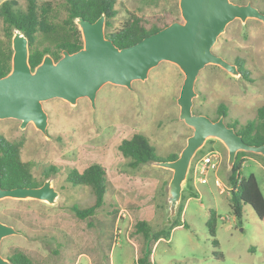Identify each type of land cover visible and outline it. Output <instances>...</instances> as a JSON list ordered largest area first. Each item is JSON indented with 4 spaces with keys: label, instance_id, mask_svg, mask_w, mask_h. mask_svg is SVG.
I'll list each match as a JSON object with an SVG mask.
<instances>
[{
    "label": "rangeland",
    "instance_id": "rangeland-1",
    "mask_svg": "<svg viewBox=\"0 0 264 264\" xmlns=\"http://www.w3.org/2000/svg\"><path fill=\"white\" fill-rule=\"evenodd\" d=\"M5 1L9 0H0V7ZM12 1L25 10V0ZM47 1L57 11L58 21L66 17L61 0ZM231 1L252 3L264 12V0ZM114 9V29L130 13L150 23L182 21L179 0H117ZM0 42L11 45L13 54L12 38L10 42L1 19ZM213 52L240 65L247 78L206 66L195 82L192 112L215 120L219 107L224 106L225 123L237 121L238 127L243 126L264 105V23L234 20L218 37ZM183 81L184 74L176 65L161 62L146 80L133 82L131 90L104 85L97 92L94 108L87 98L74 105L61 99L46 101L42 106L48 116L47 136L32 123L21 129L18 120H0V137L22 142L20 158L31 164L34 180L39 184L50 180L58 193L54 204L0 200V222L21 233L2 239L0 255L9 260L13 252L20 251L34 264H137L143 239L135 225L144 221L152 232L166 233L152 246L153 264H264V224L247 205L240 220L229 209L228 152L219 140L207 139L195 153L174 215L168 202L172 172L152 163L131 169L117 152L123 139L141 134L157 157L179 156L193 133L179 120L177 99ZM210 152L218 155V165L200 176V162ZM245 153L241 177L254 175L264 196V158ZM91 164L104 168L107 193L103 206L92 217L80 220L72 207L85 209L93 204L94 196L89 187H73L67 176L71 170L82 172ZM50 166L58 171L46 177ZM209 209L218 217L217 250L206 227ZM175 221L186 227L172 228ZM214 251L222 258L214 259Z\"/></svg>",
    "mask_w": 264,
    "mask_h": 264
},
{
    "label": "water",
    "instance_id": "water-1",
    "mask_svg": "<svg viewBox=\"0 0 264 264\" xmlns=\"http://www.w3.org/2000/svg\"><path fill=\"white\" fill-rule=\"evenodd\" d=\"M179 9L181 22H172L140 42L121 49L105 36V15L95 22L80 17L75 23L81 32L83 47L72 54L64 51L57 61L47 55L34 69L29 63L28 39L19 30H14L11 71L0 78V120H18L21 129L32 123L47 136L48 116L43 110L44 102L61 99L74 105L77 100L87 98L94 108L97 92L104 85L131 90L133 82L146 80L149 71L161 62L176 65L184 74L177 99L179 120L193 133L176 160L152 162L154 166L172 172L168 202L170 214L174 215L191 161L207 139L219 140L226 147L230 170L238 152L264 158V145L246 144L234 128L227 126L223 116L214 121L192 112L193 99L197 96L195 82L206 66L215 65L231 75L241 76L236 65L213 52L218 37L237 19L264 23V14L250 3L239 5L230 0H179ZM57 197L50 180L40 188L3 189L0 184V200L31 199L54 204ZM14 235L21 233L0 222V244L2 239ZM0 264L12 263L0 255Z\"/></svg>",
    "mask_w": 264,
    "mask_h": 264
},
{
    "label": "trees",
    "instance_id": "trees-1",
    "mask_svg": "<svg viewBox=\"0 0 264 264\" xmlns=\"http://www.w3.org/2000/svg\"><path fill=\"white\" fill-rule=\"evenodd\" d=\"M26 8L22 10L17 7L15 1H5L0 7V19L6 28V34L11 42L12 31L19 30L29 43V63L32 69L36 68L45 56H50L54 61L62 57L64 51L72 54L83 47L80 30L75 21L78 18L95 22L102 14L105 15V36L118 48L130 47L140 42L145 37L154 34L166 27L170 22H144L142 18L133 13L122 22L119 29H114L112 20L117 12L114 9L117 0H61L66 17L58 21V13L47 0H25ZM175 21V20H174ZM11 45L4 46L0 42V78L8 75L11 71ZM241 78L246 79V73L237 64ZM227 117L224 106L218 109V118ZM215 119V120H218ZM214 120V121H215ZM227 126L234 128L243 141L251 146L264 145V105L258 107L253 120L238 127L235 121ZM22 142H9L0 137V184L3 189H14L19 187H38L31 174V164L23 162L20 158ZM117 152L122 158L128 160L131 169H137L142 165L157 161H174L177 154L166 158H159L155 154V148L150 145L149 140L141 134H133L123 139L117 146ZM245 152H238L234 165L230 170L228 178L230 197L229 209L237 219L243 216V207L249 206L258 220L264 224V196L262 195L254 175L241 177L243 157ZM57 168L50 166L45 170V176L57 173ZM67 182L74 186L89 187L93 196V204L85 209L72 207L75 216L84 220L92 217L104 204L107 193V177L104 168L99 164H91L82 172L73 169L68 173ZM179 213L177 216L179 217ZM217 215L214 210H208L206 227L212 247L217 250L219 242L216 239ZM184 226L175 221L171 226ZM136 233L143 239V246L137 264H153L152 246L154 242L163 239L165 232H152L149 225L138 222L135 225ZM168 235V233H167ZM166 235V236H167ZM214 259H221L219 252H213ZM12 264H34V262L23 252L15 251L9 257Z\"/></svg>",
    "mask_w": 264,
    "mask_h": 264
},
{
    "label": "built area",
    "instance_id": "built-area-1",
    "mask_svg": "<svg viewBox=\"0 0 264 264\" xmlns=\"http://www.w3.org/2000/svg\"><path fill=\"white\" fill-rule=\"evenodd\" d=\"M218 165V155L215 152L208 153L198 167L200 176H206L208 171L214 170Z\"/></svg>",
    "mask_w": 264,
    "mask_h": 264
},
{
    "label": "flooded vegetation",
    "instance_id": "flooded-vegetation-1",
    "mask_svg": "<svg viewBox=\"0 0 264 264\" xmlns=\"http://www.w3.org/2000/svg\"><path fill=\"white\" fill-rule=\"evenodd\" d=\"M231 1V0H230ZM232 2V1H231ZM235 4H239V3H235ZM247 4H249V3H247ZM253 7H255V8H257V9H259V11L261 12V13H263L264 14V12L258 7V6H256V5H253L252 3H250ZM239 5H246V4H239ZM44 183H42V184H39V186L38 187H33V188H40L42 185H43ZM28 188H32V187H28Z\"/></svg>",
    "mask_w": 264,
    "mask_h": 264
},
{
    "label": "crops",
    "instance_id": "crops-1",
    "mask_svg": "<svg viewBox=\"0 0 264 264\" xmlns=\"http://www.w3.org/2000/svg\"><path fill=\"white\" fill-rule=\"evenodd\" d=\"M162 240H163V239H160L159 241H162ZM159 241H157V243H158ZM157 243H156V244H157ZM156 244H155V245H156Z\"/></svg>",
    "mask_w": 264,
    "mask_h": 264
}]
</instances>
